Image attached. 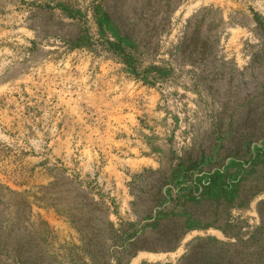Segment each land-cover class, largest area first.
Masks as SVG:
<instances>
[{"label":"rangeland","instance_id":"obj_1","mask_svg":"<svg viewBox=\"0 0 264 264\" xmlns=\"http://www.w3.org/2000/svg\"><path fill=\"white\" fill-rule=\"evenodd\" d=\"M264 264V0H0V264Z\"/></svg>","mask_w":264,"mask_h":264},{"label":"trees","instance_id":"obj_2","mask_svg":"<svg viewBox=\"0 0 264 264\" xmlns=\"http://www.w3.org/2000/svg\"><path fill=\"white\" fill-rule=\"evenodd\" d=\"M189 258V254H186L177 264H185Z\"/></svg>","mask_w":264,"mask_h":264}]
</instances>
